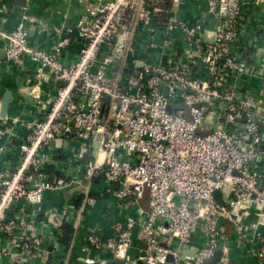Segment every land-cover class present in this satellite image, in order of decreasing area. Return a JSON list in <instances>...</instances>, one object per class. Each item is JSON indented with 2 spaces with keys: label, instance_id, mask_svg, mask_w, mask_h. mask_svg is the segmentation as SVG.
<instances>
[{
  "label": "built area",
  "instance_id": "built-area-1",
  "mask_svg": "<svg viewBox=\"0 0 264 264\" xmlns=\"http://www.w3.org/2000/svg\"><path fill=\"white\" fill-rule=\"evenodd\" d=\"M94 2L77 26L55 28L58 42L51 51L32 45L23 23L0 31L9 61L29 58L37 65L32 97L40 102L45 84L57 86L45 116L27 124L20 166L0 171V238L5 235L21 251L41 244L33 220L13 204H42L47 191L69 184L45 169L74 139L81 149L73 151L74 160L89 146L102 152V163L89 166V177H104L117 198L149 191L151 211L142 224L146 264H167L170 255L174 264H204L226 239L216 228L220 217L233 223L242 242L254 245V256L264 264V65L235 55L246 32L239 1H211L221 16L212 42L195 37L203 27L197 21L161 24L147 44H135L143 32L145 0L142 9L138 0ZM178 30L189 42L186 62L177 58ZM78 39V60L66 65L63 53ZM246 78H260L256 95L245 89ZM4 134L0 129V137ZM218 190L224 206L214 198ZM134 226L129 217L114 224L115 237L103 242L89 235V243L124 257ZM199 227L205 242L184 257ZM10 252L0 248V256Z\"/></svg>",
  "mask_w": 264,
  "mask_h": 264
},
{
  "label": "crops",
  "instance_id": "crops-1",
  "mask_svg": "<svg viewBox=\"0 0 264 264\" xmlns=\"http://www.w3.org/2000/svg\"><path fill=\"white\" fill-rule=\"evenodd\" d=\"M171 1V8L166 9V0H145V15L139 18L142 20L139 29L143 32L136 34L135 44L141 41L147 44L155 38V30H161V24L166 26L168 22L192 26L198 21L203 27L195 37L203 43L214 41L221 16L218 14V7L217 13L212 11L210 3L213 0ZM238 1L243 9L246 32L238 39L235 55L258 66L264 65V0ZM141 2L142 0H138L140 5ZM1 4L5 17L0 18V31L12 32L23 23L29 42L38 48L51 51L58 42L55 28L77 26L95 2L26 0L25 5H21L19 0H2ZM175 38L177 58L186 62L188 55L184 54V49L189 48L187 35L178 30ZM81 45L79 39L74 40L64 51L62 62L66 65L76 63ZM5 46L6 39L0 37V112L4 95L11 92L7 114L5 117L0 116V129L5 132L0 137V171H14L21 164L20 148L28 133L27 124L45 116L57 86L52 83L45 84L41 100L38 102L30 93V85L36 75V63L29 58L9 61L5 55ZM116 72L117 69H113V74ZM259 79L243 80L245 89L256 95L259 92ZM66 143V147L53 157L45 173L64 177L69 184L57 190L47 191L42 204L29 205L20 201L13 205L15 211H22L29 221L33 220L32 227L41 238V244L37 248L21 251L14 245L16 242L8 244L6 236L2 235L0 248L11 252L0 256V264H146L143 257L145 234L142 224L151 211L149 191L144 189L140 198L120 200L114 185L104 177H89V166H99L104 158L97 146H89L87 151L83 152L82 159L74 160L72 153L78 149L81 151L80 144L74 139ZM228 193L226 190V200L229 199ZM251 213H254V209ZM129 217L135 219V226L132 230L131 245L124 257H117L103 245L94 246L89 243V235H95L103 242L115 237L114 224H125ZM65 223L73 227L68 245L61 243L58 238ZM247 223L248 221L245 222L246 225ZM233 226L226 218L222 227L226 239L216 249L214 256L204 264H259L253 254L254 245L242 242ZM261 231L264 233V228ZM204 242V230L199 227L191 246L183 252V256H193ZM181 264H188V261Z\"/></svg>",
  "mask_w": 264,
  "mask_h": 264
},
{
  "label": "water",
  "instance_id": "water-1",
  "mask_svg": "<svg viewBox=\"0 0 264 264\" xmlns=\"http://www.w3.org/2000/svg\"><path fill=\"white\" fill-rule=\"evenodd\" d=\"M25 3H26V0H19V4L25 5ZM61 85H63V83L59 82L58 83V87L61 86ZM10 100H11V92H7L4 95V99H3V102H2V106H1V112H0V116L1 117H5L6 116ZM263 148H264V146H263ZM214 198L218 202V204H220L221 206L225 205V201L223 199V194H222V192L220 190L215 192ZM224 222H225V218L224 217H220L218 222H217L216 228L217 229H221L223 227V225H224ZM195 252H197V250ZM188 253L191 254L193 252H188ZM168 260H169V262H172L174 260L173 255H170L168 257Z\"/></svg>",
  "mask_w": 264,
  "mask_h": 264
},
{
  "label": "trees",
  "instance_id": "trees-1",
  "mask_svg": "<svg viewBox=\"0 0 264 264\" xmlns=\"http://www.w3.org/2000/svg\"><path fill=\"white\" fill-rule=\"evenodd\" d=\"M166 9H170L172 6L171 0H166ZM73 234V227L67 223L63 224L61 232L58 234L59 241L65 245H68Z\"/></svg>",
  "mask_w": 264,
  "mask_h": 264
},
{
  "label": "rangeland",
  "instance_id": "rangeland-1",
  "mask_svg": "<svg viewBox=\"0 0 264 264\" xmlns=\"http://www.w3.org/2000/svg\"><path fill=\"white\" fill-rule=\"evenodd\" d=\"M219 2L221 1V0H218ZM175 108H176V106H170L169 107V111L170 112H175Z\"/></svg>",
  "mask_w": 264,
  "mask_h": 264
}]
</instances>
